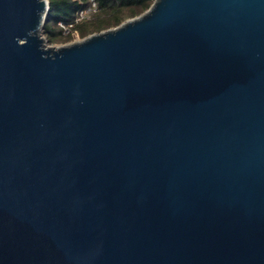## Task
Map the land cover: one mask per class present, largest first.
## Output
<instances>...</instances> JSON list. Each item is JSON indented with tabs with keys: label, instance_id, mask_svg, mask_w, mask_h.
<instances>
[{
	"label": "water",
	"instance_id": "95a60500",
	"mask_svg": "<svg viewBox=\"0 0 264 264\" xmlns=\"http://www.w3.org/2000/svg\"><path fill=\"white\" fill-rule=\"evenodd\" d=\"M49 5L0 0V264H264V0Z\"/></svg>",
	"mask_w": 264,
	"mask_h": 264
},
{
	"label": "trees",
	"instance_id": "16d2710c",
	"mask_svg": "<svg viewBox=\"0 0 264 264\" xmlns=\"http://www.w3.org/2000/svg\"><path fill=\"white\" fill-rule=\"evenodd\" d=\"M97 10L89 18L76 22L81 10L91 5V0H49L43 32L50 43L68 41L73 32L83 37L116 27L127 18L135 17L147 10L154 0H95ZM73 24L67 33L63 27Z\"/></svg>",
	"mask_w": 264,
	"mask_h": 264
},
{
	"label": "built area",
	"instance_id": "2783aa9c",
	"mask_svg": "<svg viewBox=\"0 0 264 264\" xmlns=\"http://www.w3.org/2000/svg\"><path fill=\"white\" fill-rule=\"evenodd\" d=\"M91 2H92L91 5L87 9L81 10L79 12L78 17L76 19V22H79V21H81L82 19H85V18H89L91 16V14L97 10L96 1L95 0H91ZM72 26H73V24H71L69 26L63 25V27H64V29H65V31L67 33H69L71 31Z\"/></svg>",
	"mask_w": 264,
	"mask_h": 264
},
{
	"label": "rangeland",
	"instance_id": "374dc122",
	"mask_svg": "<svg viewBox=\"0 0 264 264\" xmlns=\"http://www.w3.org/2000/svg\"><path fill=\"white\" fill-rule=\"evenodd\" d=\"M130 18H133V17H130ZM127 19H129V18H127ZM109 28H113V27H109ZM109 28H107V29H109ZM82 38H84V37L82 35H80L78 32H73L72 37L68 41L60 42V43H50V44L51 45H63V44H68V43L77 41V40H81Z\"/></svg>",
	"mask_w": 264,
	"mask_h": 264
},
{
	"label": "bare ground",
	"instance_id": "6f19581e",
	"mask_svg": "<svg viewBox=\"0 0 264 264\" xmlns=\"http://www.w3.org/2000/svg\"><path fill=\"white\" fill-rule=\"evenodd\" d=\"M46 46H48V44H46Z\"/></svg>",
	"mask_w": 264,
	"mask_h": 264
}]
</instances>
